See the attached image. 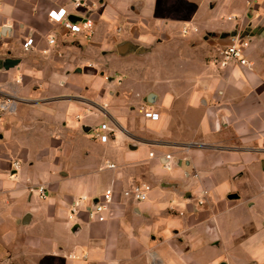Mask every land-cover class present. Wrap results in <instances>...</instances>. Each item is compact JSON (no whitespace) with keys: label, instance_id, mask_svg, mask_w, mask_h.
Wrapping results in <instances>:
<instances>
[{"label":"crops","instance_id":"obj_1","mask_svg":"<svg viewBox=\"0 0 264 264\" xmlns=\"http://www.w3.org/2000/svg\"><path fill=\"white\" fill-rule=\"evenodd\" d=\"M88 1L89 39L48 18L71 0H0V264H264V0ZM246 30L250 69L210 62Z\"/></svg>","mask_w":264,"mask_h":264},{"label":"built area","instance_id":"obj_2","mask_svg":"<svg viewBox=\"0 0 264 264\" xmlns=\"http://www.w3.org/2000/svg\"><path fill=\"white\" fill-rule=\"evenodd\" d=\"M88 2V0H71L70 6L73 11L78 12L80 9H84L83 13H74L77 18L76 20H72L70 18V15L73 12H70V10L65 7L49 10L48 18L52 22L60 24L69 34L73 36L79 34L89 39L94 31V21L91 17L92 11L90 8L93 4H89ZM253 2V0L247 2L248 8L252 6ZM228 19H231V17H228ZM193 30H196V28L193 27ZM188 32V26H183L182 33L187 34ZM242 34L243 32L234 31L229 36V43L225 47L219 49L216 54L210 58V62L219 69H225L230 65L243 66L250 69L251 63L245 56V51L250 45V37ZM54 41L55 38L53 37L48 39L49 43H53ZM22 46L25 51L30 50L34 46V39L32 37L27 38ZM12 105L13 103L8 100L2 101L0 103V110L5 111L10 109ZM141 112L146 118H150L152 120L158 119V115L146 108L142 107ZM111 133L112 129L106 123H102L94 129L93 136L95 139L107 142L110 140ZM152 155L153 153L150 152V156ZM164 158L171 160L172 156L170 154H166ZM12 167L17 171L20 167V162L17 160L13 161ZM106 167L114 168L115 164L112 162H106ZM149 190L150 186L148 184L135 183L129 190L125 191L124 194L126 196H132L136 201L140 202L147 200ZM37 191L41 198L46 196V189L44 186H39ZM113 195V189L107 188L101 196L96 198L80 196L77 200H74L70 204L68 218L72 219V217L79 211L80 207H82L87 212L89 220L94 222H104L111 211V205L114 199ZM200 195V198L197 199V203L203 204L207 191L202 190Z\"/></svg>","mask_w":264,"mask_h":264},{"label":"water","instance_id":"obj_3","mask_svg":"<svg viewBox=\"0 0 264 264\" xmlns=\"http://www.w3.org/2000/svg\"><path fill=\"white\" fill-rule=\"evenodd\" d=\"M77 18H73V20H76ZM242 35H249L248 30L244 31ZM19 62V59L16 58H5L3 61L0 62V67H3L5 69H8L10 67L15 66Z\"/></svg>","mask_w":264,"mask_h":264},{"label":"rangeland","instance_id":"obj_4","mask_svg":"<svg viewBox=\"0 0 264 264\" xmlns=\"http://www.w3.org/2000/svg\"><path fill=\"white\" fill-rule=\"evenodd\" d=\"M118 1H121V0H118ZM115 26H116V27H118V26H121V27H122V23H121V21L118 22V23H116Z\"/></svg>","mask_w":264,"mask_h":264}]
</instances>
